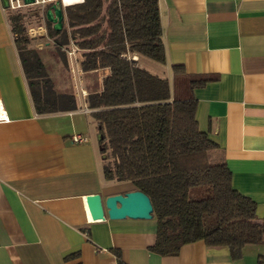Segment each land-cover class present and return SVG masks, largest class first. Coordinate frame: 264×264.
Returning a JSON list of instances; mask_svg holds the SVG:
<instances>
[{
	"label": "crops",
	"instance_id": "0c3cea01",
	"mask_svg": "<svg viewBox=\"0 0 264 264\" xmlns=\"http://www.w3.org/2000/svg\"><path fill=\"white\" fill-rule=\"evenodd\" d=\"M158 8L163 78L173 94L175 64L217 75L193 89L197 122L217 144L210 160L226 163L231 186L264 218V0H158ZM73 71L81 88V77L97 72ZM0 102V264H117L113 249L125 264H264V243L243 246L238 258L202 240L160 255L149 250L154 218H90L85 196L135 188L104 179L105 154L80 96L71 111H34L1 0Z\"/></svg>",
	"mask_w": 264,
	"mask_h": 264
},
{
	"label": "trees",
	"instance_id": "16d2710c",
	"mask_svg": "<svg viewBox=\"0 0 264 264\" xmlns=\"http://www.w3.org/2000/svg\"><path fill=\"white\" fill-rule=\"evenodd\" d=\"M26 16L10 12L8 22L34 111L76 109L71 79L56 90L62 72H49L56 60L54 66L44 62L30 46ZM46 24L67 69L63 47L74 48L82 72L108 70L97 79L101 87L86 93L85 103L101 136L104 179L130 181L150 199L156 231L149 250L175 255L183 244L202 240L225 245L238 258L243 246L264 243V218L256 215V203L231 186L224 161L210 160L217 144L197 122L193 89L217 75L188 74L181 64L173 65V84L181 77L187 82L177 96L166 78L133 59L165 61L158 0H83L65 8L60 30ZM112 251L117 264H125L119 251Z\"/></svg>",
	"mask_w": 264,
	"mask_h": 264
},
{
	"label": "water",
	"instance_id": "95a60500",
	"mask_svg": "<svg viewBox=\"0 0 264 264\" xmlns=\"http://www.w3.org/2000/svg\"><path fill=\"white\" fill-rule=\"evenodd\" d=\"M27 2L31 0H26ZM4 6L7 0H1ZM46 20L51 23L54 30H60L63 21V12L57 5H52L46 11ZM98 140L101 138L97 135ZM85 202L92 220L103 219H150L152 218V205L149 197L140 190H131L123 194H113L104 199L100 194L85 196Z\"/></svg>",
	"mask_w": 264,
	"mask_h": 264
},
{
	"label": "rangeland",
	"instance_id": "374dc122",
	"mask_svg": "<svg viewBox=\"0 0 264 264\" xmlns=\"http://www.w3.org/2000/svg\"><path fill=\"white\" fill-rule=\"evenodd\" d=\"M36 23H37L36 17H33V16H31L30 18L26 20L27 25L36 24ZM46 34H47V37H43L42 39L39 38L38 36L31 37L30 35H28L31 38L30 46L39 50L42 53V60L44 62H48L49 64L54 66L55 65L54 60H56L57 65L50 68L49 70L50 74L52 73L51 75L53 76H58L60 75L59 73L62 72V76L58 80L57 84L55 85V89L58 87L61 89L63 87L64 81L67 78H70L71 83L73 84V87L75 90L77 100H79V90H80L79 88L80 87H79L77 77H75L74 71H73L75 69L76 52H73V47H69V48L63 47L67 51L61 49L65 53V56L68 61L69 68L67 69L59 60V56L57 55V52L54 48L52 38L48 36V33ZM139 58L140 60L138 61V65L146 69L148 72L152 74H156L160 77H164L166 75L167 72H165V69L160 62H157L143 55H139ZM99 75H100V72L97 71L96 73H92V75L81 77L82 86L84 87L83 89L86 91V93H88L91 90L98 89L97 87L98 85L97 86H94V85L97 83L95 81H98L97 79H99L100 77ZM173 88H174V93L177 96H179L181 91L187 88L186 79L184 77L176 79V81L174 82Z\"/></svg>",
	"mask_w": 264,
	"mask_h": 264
},
{
	"label": "built area",
	"instance_id": "2783aa9c",
	"mask_svg": "<svg viewBox=\"0 0 264 264\" xmlns=\"http://www.w3.org/2000/svg\"><path fill=\"white\" fill-rule=\"evenodd\" d=\"M82 1L83 0H31L27 2L26 0H7L6 6L2 4V10L6 14L7 19H8L10 12L26 14L27 15L26 18H30L31 16L36 17L38 19L36 24H28V25L26 24L27 33L31 37L38 36L39 38L42 39L43 37H47V34H46L47 33V24H46L47 20H46L45 14L48 8H50L52 5H57L61 8L63 15H64V10L67 6L74 5ZM62 50H66V49L62 48ZM73 52H74V48H73ZM99 72L101 75H106L108 73V70L103 69V70H99ZM75 76L77 77V79H79L80 74L75 75ZM97 87L98 89L100 88L99 86ZM56 89L59 90L60 88L58 87ZM79 89H80L79 96L83 103L82 108L86 112L88 111V108L85 103L86 91L81 87ZM1 118L2 117L0 116V119ZM3 119H6V118H3ZM86 140L87 138L80 134L71 135V141L74 143L85 142Z\"/></svg>",
	"mask_w": 264,
	"mask_h": 264
},
{
	"label": "bare ground",
	"instance_id": "6f19581e",
	"mask_svg": "<svg viewBox=\"0 0 264 264\" xmlns=\"http://www.w3.org/2000/svg\"><path fill=\"white\" fill-rule=\"evenodd\" d=\"M4 115V112H3V109H2V106H1V102H0V116H3Z\"/></svg>",
	"mask_w": 264,
	"mask_h": 264
}]
</instances>
